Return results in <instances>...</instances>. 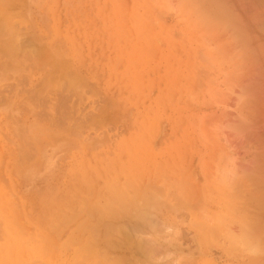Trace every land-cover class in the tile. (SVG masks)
Wrapping results in <instances>:
<instances>
[{
	"label": "rangeland",
	"instance_id": "374dc122",
	"mask_svg": "<svg viewBox=\"0 0 264 264\" xmlns=\"http://www.w3.org/2000/svg\"><path fill=\"white\" fill-rule=\"evenodd\" d=\"M7 1L0 264H264V0Z\"/></svg>",
	"mask_w": 264,
	"mask_h": 264
},
{
	"label": "bare ground",
	"instance_id": "6f19581e",
	"mask_svg": "<svg viewBox=\"0 0 264 264\" xmlns=\"http://www.w3.org/2000/svg\"><path fill=\"white\" fill-rule=\"evenodd\" d=\"M4 2V0H1V2ZM7 1V0H6ZM2 2V4H3V6L5 5L4 3ZM8 2L9 1H7V4H8ZM10 3V2H9ZM6 6V5H5ZM5 13V12H4ZM9 14V13H8ZM8 16V15H7ZM8 19V20H7ZM1 24H3L4 26H6V27H8V29H7V32L12 36L13 35V37H12V39H11V41L12 42H9V43H12V44H18V43H20L19 42V39H18V35L16 36V34L13 32L16 28H18V27H16L15 28V24H13V19H12V17L10 18L9 16H8V18L2 13V11L0 10V32L3 30V29H5L4 28V26L3 25H1ZM13 27H14V30H13ZM16 31V30H15ZM20 33H21V31H20ZM18 34V33H17ZM21 41V40H20ZM15 45V46H16ZM11 46V45H10ZM3 48H5L4 47V45L2 46ZM149 217H150V214L149 213H147V212H139V213H136V215L133 217V218H131L133 221L135 220L136 221V223H138L139 225H140V228L141 229H143V230H150V231H154L155 230V232H157L158 231V229H157V227H156V225H154V224H152L151 223V221H149ZM130 219V218H129ZM149 222V227H148V229H146L147 228V223ZM112 241V245H114L115 247L117 246H124V245H126V246H128V249H129V251L130 250H138V251H140L141 253H145L146 252V250H145V247H144V244L145 243H143L142 244V246L135 240V237L133 236V234L130 232V233H126V234H120L118 237H116L115 235H114V237H113V239L111 240ZM151 242H153V241H151ZM167 256H169V255H167ZM159 258H161V256H159L157 259H158V261H159ZM163 260H166L165 259V256H164V259ZM162 260V261H163ZM160 262V261H159ZM160 263H162V262H160Z\"/></svg>",
	"mask_w": 264,
	"mask_h": 264
}]
</instances>
